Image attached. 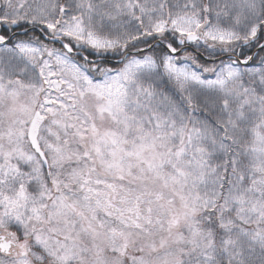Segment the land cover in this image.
<instances>
[{"label": "snow or ice", "instance_id": "obj_1", "mask_svg": "<svg viewBox=\"0 0 264 264\" xmlns=\"http://www.w3.org/2000/svg\"><path fill=\"white\" fill-rule=\"evenodd\" d=\"M0 264H264V0H0Z\"/></svg>", "mask_w": 264, "mask_h": 264}]
</instances>
